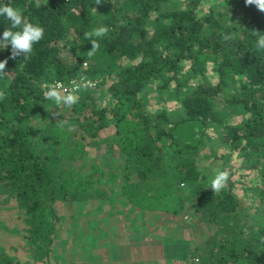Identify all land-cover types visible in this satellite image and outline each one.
<instances>
[{
	"label": "trees",
	"instance_id": "obj_1",
	"mask_svg": "<svg viewBox=\"0 0 264 264\" xmlns=\"http://www.w3.org/2000/svg\"><path fill=\"white\" fill-rule=\"evenodd\" d=\"M208 1L0 0L44 29L26 58H10L11 45L0 49V60L8 58L0 74V235L15 239L7 247L1 238L0 264H60L76 248L79 264H110L96 260L106 252L99 233L82 246L62 241L71 236L63 214L76 206L89 207L82 215L101 231L105 206L137 210L139 227L149 229L159 223L148 218L164 213L167 234L191 238L185 264H264V50L252 34L264 33V13L245 0L200 13ZM8 26L0 17V36ZM102 26L108 32L94 37L99 50L88 57L84 33ZM73 80L92 84L58 122L43 92L56 82L71 89ZM102 86L98 103L93 91ZM211 126L218 141L205 132ZM233 157L237 170L257 177L243 187L249 204L239 178L219 193L209 187L207 163L226 169ZM117 221L107 222L131 236L133 219ZM122 245L126 255L142 244Z\"/></svg>",
	"mask_w": 264,
	"mask_h": 264
},
{
	"label": "rangeland",
	"instance_id": "obj_2",
	"mask_svg": "<svg viewBox=\"0 0 264 264\" xmlns=\"http://www.w3.org/2000/svg\"><path fill=\"white\" fill-rule=\"evenodd\" d=\"M223 1L224 0H210L205 3L202 9L200 8L199 12L201 13V12H204L205 10H208V8L210 7V4L213 2L222 3ZM214 75L215 74L210 73V76L212 77V79L215 78L216 75L215 76ZM103 89L104 88L102 86L99 89L93 91V97L96 98V101L98 103H104L106 100L104 93H103ZM170 103L167 106L169 107L175 106L174 104H170ZM240 117L241 116L239 114H235L229 121H238ZM205 132H207L208 135H210L212 140L217 139L218 141L217 132L214 128H212V126L206 128ZM215 149L218 154L226 152V149L220 144H218ZM201 150L204 152L207 151L206 149H201ZM211 159H212V156H210L208 160L211 162ZM215 162L216 163H212V164L207 163L206 165L207 172L212 173L214 169L220 168L219 166L220 164H217V161ZM237 162H238V159L233 157L230 162L224 163V165L226 169L230 172V176L232 179H236V178L240 179V180L236 179L237 181L236 188H237L238 194L244 203L249 204L250 203L249 197L247 198L246 195L244 194L243 187L244 185H248V186L253 185L254 182L251 179L254 178L255 180H257V177H255V173L253 171L237 170L234 166ZM77 207L78 206H76L75 209L74 207L66 208L65 213L63 214L65 221L62 220L61 223L66 222L68 232L69 234H71V236L62 239V241L69 242L70 245L73 247V245L78 244V242H76L77 239H81L82 240L81 246H82L83 244H85L84 242H86V244L89 242H92L93 235L96 236L99 233L101 237L98 238V240L97 239L96 240L100 242L103 241L102 243L104 244L101 245L100 248L101 250L103 249L106 252L103 253L104 256H101L102 252L99 251V253L96 254V257L98 256L97 257L98 259L96 260L103 261L104 263H107L106 261H108L110 264H172V263H169V261L173 262V260L176 263L180 262V264L186 263V259L188 257L186 250L191 245V241H190L191 238L188 235L186 237L184 235L179 237L178 233L176 237L174 236L173 233L167 234L165 229L161 227V225L169 223V220L167 219V217H164V213L155 214L153 215V217L150 216L148 218L150 222L152 220L157 219L156 222L159 223L158 228L149 229V228L139 227V223H138L139 220L134 219V217L136 218L140 215V213L137 210L134 209V211H131L129 209H124V212L122 215L119 213H117L118 214L117 215L115 214V211L107 209V206H105L106 208L104 211H102L101 209H98L99 210L98 213H100L101 215L99 216L97 221L99 222L101 220L106 221V222H103L102 227L103 228L105 227V228L103 231H101L100 227H95L94 222H96V220L94 219L96 218L94 216L86 215L84 217L82 215L85 212L88 213L90 208L88 207L86 208V210L82 209L83 213H81V210L77 209ZM131 216H132L133 221L134 220L135 221L132 222L131 228H133V231L130 230L131 236L129 237H124L125 231L124 232L122 231L125 228L123 227V224H120V226L117 227L116 225L118 224H115L114 222H112L113 224L109 225V223L107 222L108 220L109 222L111 221L118 222L117 219H119L120 221L122 220V221H125L127 224H129L130 221L132 220ZM11 218L13 219V223H18V225H20L19 222L21 221L16 219V213L11 214ZM76 220L79 221V223H76ZM145 230L150 231L151 233L149 234L147 232H144ZM74 234H77V237L75 239L73 237ZM1 238H2V234L0 235V240ZM14 240L15 239H12V237H9V238L6 237V240L5 238L3 239V244L9 247L11 242L14 243ZM16 240L21 242L19 237H16ZM120 242H124V243H120ZM137 242H141L142 244L141 248L136 249V250L131 249L130 251H128L129 252L128 254L124 255V253L122 252V249L120 248L121 247L120 245L122 244L125 245L128 243L136 244ZM70 245H68V247L69 249H72ZM133 247L135 248V246ZM79 249L80 248H76L74 250L75 251L74 257H73V254L65 255V260H64L65 262H61L60 264H66V263L79 264V261H76V256L78 255L77 252L79 251ZM27 251H28V248L24 245V247L19 248L16 251V253L21 257H26ZM81 252L82 251L80 250V253ZM13 253L15 254V250Z\"/></svg>",
	"mask_w": 264,
	"mask_h": 264
},
{
	"label": "clouds",
	"instance_id": "obj_3",
	"mask_svg": "<svg viewBox=\"0 0 264 264\" xmlns=\"http://www.w3.org/2000/svg\"><path fill=\"white\" fill-rule=\"evenodd\" d=\"M101 0H96V4H99ZM246 6H255L258 11L264 13V0H245ZM96 8L93 9L95 13ZM0 17H4L10 22L2 36H0V49H7L11 45L10 58L15 59L21 54L26 58L33 51V45L38 43L44 35V29L31 23L22 13L21 10L12 7L10 4L0 5ZM107 27H99L92 31L84 33L87 40L91 42V49L88 50V57H92L99 50V43L96 38L103 37L107 34ZM252 34L257 37L255 47L257 50H264V33L253 30ZM224 39H229V36L225 35ZM8 64V58L0 60V74H4L6 66ZM86 66V65H85ZM82 79H84L82 77ZM87 84L76 85L74 84L71 89H61L58 84H49L47 90L43 92L44 99L53 101L56 107V111H52L51 115L58 118L64 115L63 110L71 109L79 101V93L82 88H87ZM5 93L0 91V100L4 99ZM66 122L61 123V127L65 126ZM230 173L227 169H214L210 175V186L214 193H219L223 190L229 181ZM184 187V185H181Z\"/></svg>",
	"mask_w": 264,
	"mask_h": 264
},
{
	"label": "built area",
	"instance_id": "obj_4",
	"mask_svg": "<svg viewBox=\"0 0 264 264\" xmlns=\"http://www.w3.org/2000/svg\"><path fill=\"white\" fill-rule=\"evenodd\" d=\"M72 83H73L72 86H73L74 84L78 85V82H76L75 80H73ZM84 83L90 85V84H92V81H91V80H85ZM55 84H58V85L60 86V88L62 87L63 89L68 88V86H64V87H63L62 84H61L60 82H56ZM68 89H69V88H68Z\"/></svg>",
	"mask_w": 264,
	"mask_h": 264
},
{
	"label": "crops",
	"instance_id": "obj_5",
	"mask_svg": "<svg viewBox=\"0 0 264 264\" xmlns=\"http://www.w3.org/2000/svg\"><path fill=\"white\" fill-rule=\"evenodd\" d=\"M141 248V246L139 247V249Z\"/></svg>",
	"mask_w": 264,
	"mask_h": 264
}]
</instances>
